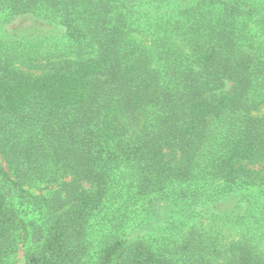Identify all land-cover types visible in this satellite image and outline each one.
<instances>
[{"label":"trees","instance_id":"obj_1","mask_svg":"<svg viewBox=\"0 0 264 264\" xmlns=\"http://www.w3.org/2000/svg\"><path fill=\"white\" fill-rule=\"evenodd\" d=\"M112 2L0 0L76 55H0V264H264V0ZM159 201L221 224L128 240Z\"/></svg>","mask_w":264,"mask_h":264},{"label":"rangeland","instance_id":"obj_2","mask_svg":"<svg viewBox=\"0 0 264 264\" xmlns=\"http://www.w3.org/2000/svg\"><path fill=\"white\" fill-rule=\"evenodd\" d=\"M135 9L140 10L141 8L135 7ZM7 18L9 17L6 13L0 12V55L3 58L7 57L8 60H11L8 56H14L12 61L18 69L35 75L53 69L60 62L76 58L75 52H71L73 42L68 38L63 26L47 24L44 21L34 25L32 18L25 16L17 17L11 21H8L9 19L7 20ZM19 28L28 29L27 32L20 33L16 31ZM11 31L12 34L10 33ZM134 34L140 40L147 39L143 32L138 33L136 31ZM13 36L17 38V42L14 45H10L11 42L7 40ZM6 51L9 52L8 56L4 54ZM0 163L6 167V162L1 155ZM38 185L42 186L35 184L32 186L33 188L31 187L32 190L37 192L36 188H39ZM173 208L175 206L172 205V201H159L150 207L147 206L146 209L141 207L142 210L135 221L125 228V237L128 240L143 239L154 241L157 236L159 238L164 235L169 238L172 237V234L177 229L181 232H186L191 225L201 230L209 229L210 224L212 226L221 224L214 223L212 215H210L213 212L220 213V207L194 205L191 210L189 206L184 207L183 205L182 207L180 205L171 214ZM190 210L192 213H189ZM172 222H176L177 227L171 229L170 225ZM222 230L224 232L232 231L228 226ZM23 249V243L20 241L17 245L14 260L10 264H23Z\"/></svg>","mask_w":264,"mask_h":264}]
</instances>
